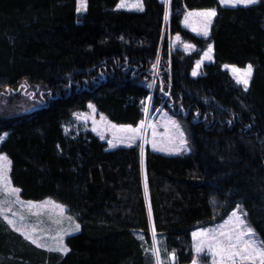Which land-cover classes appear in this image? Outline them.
Here are the masks:
<instances>
[{
	"label": "trees",
	"instance_id": "obj_1",
	"mask_svg": "<svg viewBox=\"0 0 264 264\" xmlns=\"http://www.w3.org/2000/svg\"><path fill=\"white\" fill-rule=\"evenodd\" d=\"M0 0V102L28 94L23 114L0 109V152L25 200L51 198L80 224L67 254L47 251L0 218V264H164L195 259L193 232L241 204L264 240V0ZM215 8L208 38L182 26L187 10ZM194 50H170L166 34ZM165 34V35H164ZM214 61L191 72L208 45ZM223 64L253 66L245 90ZM30 87L32 91L26 92ZM168 108L187 124L193 151L165 155L139 145L109 149L92 131L66 132L90 103L116 124L138 125ZM143 176H145L146 189ZM149 206L151 214H149Z\"/></svg>",
	"mask_w": 264,
	"mask_h": 264
},
{
	"label": "rangeland",
	"instance_id": "obj_2",
	"mask_svg": "<svg viewBox=\"0 0 264 264\" xmlns=\"http://www.w3.org/2000/svg\"><path fill=\"white\" fill-rule=\"evenodd\" d=\"M120 3L121 1L119 2L118 5H120ZM135 3H136V0H125V4L127 6L126 7L117 6L116 9L117 10H127V11H140L137 8L132 6ZM143 6H144V1H143ZM78 7H79V3L77 5V8ZM204 10L206 9H195V10L187 11L184 17L182 26L191 30L193 33H195L198 36L208 38V36H210V33H211V26H212L214 17H212L211 20L209 21L205 17L196 15V13H199ZM85 12L86 11H80L77 13L80 17ZM190 13H192V15H189ZM166 16H167L166 22L168 24L170 14H166ZM205 29H207V35L204 34ZM177 37H179V39H177ZM166 38L169 41V46H170L171 51L180 49V50H184L186 53H190L195 49L193 44L187 41H184L179 35L170 34V31L169 33L166 34ZM210 46L212 49L211 52H209ZM213 61H214L213 45L210 43L208 47L202 53L200 59L196 62L193 68V71L191 72L192 76L194 77L198 76L201 73V70L203 69L205 64L213 62ZM233 66L241 69V71L243 72L244 70H246L247 65L245 67H239L233 64H223V69L227 70L231 74V76L237 81V74L233 73L232 71ZM194 72L196 73L195 75H193ZM252 75H253V72H252ZM241 85L243 86V84ZM33 89L35 88L30 87L26 92L32 91ZM248 89H249V86H248ZM89 105H93L94 109L88 106V109L86 111L75 112L74 117H73V122L65 126L66 132L69 133L72 131L78 132L81 130L83 131L90 130L93 133H95L98 137H100L103 141L107 142L109 149H115L120 146L128 147V146H133V145H139L140 148L143 149V154H142L143 174L145 170L144 154H145V149L147 146H150V148L155 152L165 154V155H171V156L186 154V153L192 152L194 149L193 144L188 134L187 124L184 121V119L172 113L168 108H165V107H160L157 110L152 111L151 98L147 102V105L145 108L147 109V111L145 113L144 119L141 121L143 122V126H141V122L136 126L130 125L132 128L139 129V131L135 133L130 132V131H122L121 130L122 128H126L129 125L116 124L112 122L109 118H107L104 114L99 113L94 104L90 103ZM35 106H36L35 102L32 101L31 97L27 93L22 95V97L19 96V98L18 97L15 98L11 96L9 99L1 100L0 102V109L10 114H23V113L31 111ZM113 125H115L116 127L114 128ZM176 125H179V129H177ZM180 131L184 133V137L187 140L188 150H184L180 146V139H179ZM5 133L7 132L0 134V137H3V139L0 140V145L6 137L4 135ZM153 142H155V147H153ZM176 149H180V150H176ZM0 155H6V154L0 152ZM8 160L10 161L9 157H8ZM10 172H11V163H10V170L7 173L9 176H10ZM143 180H144V187L146 189L145 176H143ZM3 198H4L3 196H0V199H3ZM19 199L24 202V206L22 207L19 204L10 205L12 211L9 212L8 215L10 218L16 219L18 223H22L28 229L35 228L36 231L33 235L37 239V244H34V245H36L37 247H39L38 244L43 243L45 247L43 248L39 247V248L45 249L47 251H49L48 250L49 248H55L57 246L58 236H63V242L67 246L66 244L67 237L75 235L80 232V229L79 231L75 230V225L79 224L78 221L69 213L68 208L62 203L55 201L51 198H47V199L40 200V201L25 200L21 197L20 192H19ZM30 202L34 203L36 206L35 207L30 206ZM56 205H63V209L61 210L57 208ZM237 208H239L240 212L243 214L244 218L246 219L247 224L251 226V228L255 231L256 238L258 240H262L259 237L256 230L251 225L247 217V213L241 204H238L226 217L222 218L221 220L211 225H208V226L199 227L194 232H198L201 229H204V230L213 229V230H218V231L230 230L233 225L227 224L226 222L229 221V219L231 218L232 212L236 211ZM13 213H18L20 216H23L24 220L19 221L18 216H13ZM0 218L3 219L7 223V221L3 218V216H0ZM234 223H235V220L233 218V224ZM8 226L14 232L21 235V233L15 231L11 225L8 224ZM152 234H153V241L155 243L154 248H156L157 247L156 236L153 233V226H152ZM193 241H194V251H195L196 256H195L194 261L190 264H220V257L217 255H214V251H215L214 249H208L207 247H205L204 250H202L200 253H197L196 251L197 238L193 237ZM53 252H56V251H53ZM172 261L175 262V258L174 260L172 259Z\"/></svg>",
	"mask_w": 264,
	"mask_h": 264
},
{
	"label": "snow or ice",
	"instance_id": "obj_3",
	"mask_svg": "<svg viewBox=\"0 0 264 264\" xmlns=\"http://www.w3.org/2000/svg\"><path fill=\"white\" fill-rule=\"evenodd\" d=\"M170 2V0H169ZM220 4L225 6H249L258 3V0H219ZM79 7L77 12L86 11L87 9V0H78ZM125 0H121L118 7H126ZM140 11L144 10L143 0H136V3L132 5ZM189 15H192L190 13ZM196 15L207 18L211 20L212 17L217 15L216 9H206ZM167 19V16L165 17ZM205 35H207V29H205ZM179 39V37H177ZM211 46L209 47V52H211ZM207 55V54H206ZM210 58V57H209ZM228 67V66H226ZM233 73L237 74V82L243 84L245 90L248 89L250 79L253 72V67L251 64L247 65L246 70L243 72L237 67H232ZM196 73L194 72L193 75ZM150 99V98H149ZM90 108L94 109L93 105H89ZM147 111V109H145ZM143 126V122H141ZM115 128L116 126L113 125ZM179 129V125H176ZM122 131L138 132L139 129L132 128L130 125L126 128H122ZM5 136L7 133L4 134ZM3 137H0L2 140ZM180 146L184 150L187 149V140L184 137L182 131L179 132ZM115 146V145H113ZM153 147H155V142H153ZM163 150V149H162ZM180 150V149H176ZM143 154V149H141ZM10 161L6 155H0V196H3V199H0V216L7 221L12 228L20 232L26 239L30 240L33 244H37V239L34 237L35 228L28 229L22 223H18L16 219L10 218L8 213L12 211L10 205L19 204L22 207L24 202L19 199L20 189L16 188L11 183V178L7 174L10 170ZM30 206L35 207L36 205L30 202ZM57 208L63 209V205H56ZM149 214H151V207L149 206ZM13 216H18L19 221H23L24 217L20 216L18 213H13ZM233 218L235 223L233 224ZM227 224L233 225L228 231H218L213 229L204 230L201 229L198 232H193V237L197 238V253H200L202 250L207 247L208 249H214V255L220 257V264H264V240H258L256 238L255 231L249 226L244 218L243 214L240 212L239 208L236 211H233L231 218L226 222ZM79 224L75 225V230L79 231ZM153 233L155 235V226L153 225ZM39 247H45L43 243L38 244ZM49 251H56L62 254H67L70 249L64 244L63 236L57 237V246L55 248H49ZM153 254L155 256V264H164L163 259L159 256V249L154 248ZM169 258H175L174 253H169Z\"/></svg>",
	"mask_w": 264,
	"mask_h": 264
},
{
	"label": "crops",
	"instance_id": "obj_4",
	"mask_svg": "<svg viewBox=\"0 0 264 264\" xmlns=\"http://www.w3.org/2000/svg\"><path fill=\"white\" fill-rule=\"evenodd\" d=\"M161 1H163L164 3H165V5H166V14H171V0H170V2H169V0H161ZM187 11H189V10H187ZM187 13V12H186ZM186 13L184 14V16H183V20H182V25H183V21H184V17H185V15H186ZM193 71V70H192ZM192 74V73H191ZM170 260V263L171 264H176V258H175V262L174 261H172V259H169Z\"/></svg>",
	"mask_w": 264,
	"mask_h": 264
}]
</instances>
